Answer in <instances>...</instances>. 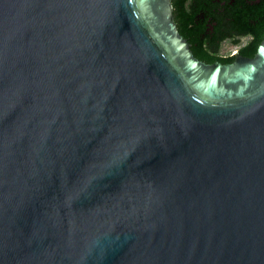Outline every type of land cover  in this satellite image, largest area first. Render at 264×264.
I'll return each mask as SVG.
<instances>
[{"label": "water", "instance_id": "water-1", "mask_svg": "<svg viewBox=\"0 0 264 264\" xmlns=\"http://www.w3.org/2000/svg\"><path fill=\"white\" fill-rule=\"evenodd\" d=\"M173 0H0V264H264V42L197 59Z\"/></svg>", "mask_w": 264, "mask_h": 264}, {"label": "flooded vegetation", "instance_id": "flooded-vegetation-1", "mask_svg": "<svg viewBox=\"0 0 264 264\" xmlns=\"http://www.w3.org/2000/svg\"><path fill=\"white\" fill-rule=\"evenodd\" d=\"M179 33L208 64L254 58L264 42V0H173Z\"/></svg>", "mask_w": 264, "mask_h": 264}]
</instances>
